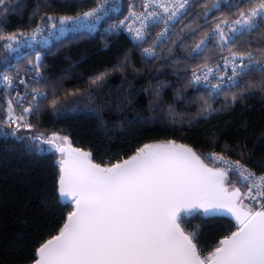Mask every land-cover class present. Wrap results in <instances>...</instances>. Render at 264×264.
<instances>
[{
	"label": "snow or ice",
	"instance_id": "obj_1",
	"mask_svg": "<svg viewBox=\"0 0 264 264\" xmlns=\"http://www.w3.org/2000/svg\"><path fill=\"white\" fill-rule=\"evenodd\" d=\"M222 4L227 0H140L139 9L130 4L128 15L109 30L130 34L134 49L144 59H163L165 66L174 67L182 82L174 100H185L182 92L195 89L198 114L208 118L235 107L238 100L243 103L249 94L259 92L264 98V0L227 4L234 19L225 15ZM45 5L51 7L47 0ZM17 7L11 0H0V16ZM114 7L109 0H99L74 16L45 13L28 33H5L0 28V85L6 102L0 103V129H13L3 135L34 129L29 117L38 116L42 105L61 111L56 107V88L45 79L43 59L34 45H47L81 26L94 28ZM39 10L38 4L30 18L38 16ZM177 43L185 52L183 60L174 53ZM21 49L33 53L26 55ZM163 51L167 55L161 57ZM21 64L27 65L29 81L20 78ZM128 68L141 71L132 65L131 52L90 77L86 90L76 89L71 95L86 92L91 100L112 73ZM14 85H25L23 96ZM167 86L164 82L150 85L155 98L150 107L165 110L161 92ZM220 97L224 103L214 108ZM167 111L174 115L171 104ZM17 138L28 140L29 150L57 154L55 191L70 208L58 233L41 242L26 264H264V171L258 174L244 161L261 168L264 163L246 156L244 145L224 143L220 152L202 157L192 146L168 139L144 143L116 162L97 163L92 151L72 147L69 138L59 133ZM232 153L240 159H232ZM197 215L204 219L227 215L235 230L208 250L201 243L199 225L188 227Z\"/></svg>",
	"mask_w": 264,
	"mask_h": 264
},
{
	"label": "trees",
	"instance_id": "obj_2",
	"mask_svg": "<svg viewBox=\"0 0 264 264\" xmlns=\"http://www.w3.org/2000/svg\"><path fill=\"white\" fill-rule=\"evenodd\" d=\"M98 1L47 0L51 5L47 7L45 0H11L19 7L0 16V28L5 33H28L35 27L39 16L45 13L74 16L94 7ZM238 2L227 0V4ZM38 4L39 15L30 18ZM227 4H222L225 15L234 19ZM216 15L220 12L217 11ZM191 19L188 17L184 23ZM182 27V24L178 25L177 32ZM260 38L258 34L256 39ZM34 48L42 56L45 79L56 88V107L61 111H54L51 104L42 105L38 116L29 117V122L36 125L31 131L21 129L15 136H5L3 132L11 133L13 129L7 126L0 129V264H26L41 242L58 233L70 211L60 202L55 191L57 154L29 150V141L20 140L19 136L59 133L67 136L74 145L92 151L94 161L99 163L116 162L133 154L144 143L168 139L192 146L202 157L212 151L220 152L224 143L231 146L241 144L245 146V155L252 161L264 163V98L259 92L249 94L243 103L238 100L235 107L205 118L198 114L196 90L187 89L182 92L185 100L175 101V91L182 82L174 74V67L165 66L163 59H144L125 34L108 35L99 30L80 29L67 32L48 45H34ZM21 52L32 55L33 49H21ZM129 52L132 65L140 72L128 68L124 72L112 73L104 86L92 93L91 100L86 92L71 95L76 89L86 90L90 77L111 68ZM174 53L183 60L185 52L179 49L178 43L174 46ZM160 55L163 57L167 53L163 51ZM12 63L16 61L13 59ZM183 75L181 71L180 76ZM161 82L168 85L161 92L164 111L155 105L150 107L155 99L150 85ZM43 90L51 92L49 87ZM0 103H6L2 85ZM223 103V97H220L215 99L213 107L220 108ZM169 104L175 110L173 116L167 111ZM232 159L240 157L232 153ZM205 162L218 166L208 160ZM244 163L257 172L264 171L256 163L248 160ZM196 225H199L201 243L208 250L235 230L233 220L220 216L208 219L194 216L188 227Z\"/></svg>",
	"mask_w": 264,
	"mask_h": 264
},
{
	"label": "built area",
	"instance_id": "obj_3",
	"mask_svg": "<svg viewBox=\"0 0 264 264\" xmlns=\"http://www.w3.org/2000/svg\"><path fill=\"white\" fill-rule=\"evenodd\" d=\"M99 2V1H98ZM97 2V3H98ZM135 3L137 5V9H139V4H140V0H109V4L110 5H115L116 7H114L108 14L107 17H105L102 21H100L94 28L88 27V26H81L79 28H77L74 31H78L80 29H86L88 31H100L103 34H108V35H120V34H125L126 36L129 37V39L132 41L130 34H128L126 31H121L120 33H113L109 30V26L115 23H118L119 20L123 19L125 16L128 15V11H129V5ZM89 10V9H88ZM162 27V26H161ZM160 31V28H156L153 31V36L155 35L156 32ZM61 37V36H60ZM59 37V38H60ZM59 38H53L50 39L49 43H52L55 40H58ZM133 42V41H132ZM47 44V45H48ZM145 47H147V44L145 45ZM21 68V77L22 79H25L26 81L30 80V75L24 71V69L27 67L26 64L23 65H19ZM42 71V69H41ZM43 73V71H42ZM44 75V74H43ZM14 87L16 88L17 91L20 92V94L23 96L24 92H25V85H14ZM12 96L15 95V93L13 92L12 89H8L7 90ZM27 106V105H25ZM247 165V164H246ZM247 167H249L250 169H252L253 171H255L256 173H260L257 172L256 170H254L253 168H251L249 165H247Z\"/></svg>",
	"mask_w": 264,
	"mask_h": 264
},
{
	"label": "water",
	"instance_id": "obj_4",
	"mask_svg": "<svg viewBox=\"0 0 264 264\" xmlns=\"http://www.w3.org/2000/svg\"><path fill=\"white\" fill-rule=\"evenodd\" d=\"M70 140V139H69ZM71 141V140H70ZM177 143H180V142H177ZM71 145H72V147H78V148H82V149H84V150H87V149H85V148H83V147H80V146H76V145H74L72 142H71ZM96 162V161H95ZM97 163H99V162H97ZM218 216H220V217H227V218H230L229 216H227V215H218ZM215 217H217V216H215ZM231 219V218H230ZM232 220V219H231Z\"/></svg>",
	"mask_w": 264,
	"mask_h": 264
},
{
	"label": "rangeland",
	"instance_id": "obj_5",
	"mask_svg": "<svg viewBox=\"0 0 264 264\" xmlns=\"http://www.w3.org/2000/svg\"><path fill=\"white\" fill-rule=\"evenodd\" d=\"M48 147V146H47Z\"/></svg>",
	"mask_w": 264,
	"mask_h": 264
}]
</instances>
